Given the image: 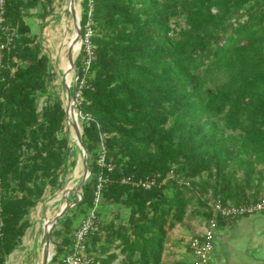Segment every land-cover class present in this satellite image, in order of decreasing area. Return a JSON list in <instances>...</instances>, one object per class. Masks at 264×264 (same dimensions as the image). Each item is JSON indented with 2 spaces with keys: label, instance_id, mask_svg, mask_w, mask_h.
Segmentation results:
<instances>
[{
  "label": "trees",
  "instance_id": "16d2710c",
  "mask_svg": "<svg viewBox=\"0 0 264 264\" xmlns=\"http://www.w3.org/2000/svg\"><path fill=\"white\" fill-rule=\"evenodd\" d=\"M53 3L0 2V264L47 185L59 188L74 164L63 99L49 89L50 59L29 20ZM80 4L70 92L89 175L51 231L47 264H65L92 208L86 250L102 264L119 254L118 264H166L167 234L188 210L213 215L208 193L234 204L264 195V0ZM114 205L128 210L125 224L101 219ZM238 217L217 215L216 227Z\"/></svg>",
  "mask_w": 264,
  "mask_h": 264
},
{
  "label": "rangeland",
  "instance_id": "374dc122",
  "mask_svg": "<svg viewBox=\"0 0 264 264\" xmlns=\"http://www.w3.org/2000/svg\"><path fill=\"white\" fill-rule=\"evenodd\" d=\"M81 0H54L53 7L45 19L31 20L32 30L38 32L42 38L44 51L50 59L51 70L54 74L53 80L49 89L58 94L62 99L64 106L68 112L66 119V130L70 135L71 150L69 151L68 161L74 160V164L69 163L61 176V185L59 188H51L47 185L43 197L39 200L36 207L31 211L30 217L33 224L28 230L29 240L21 242L7 258V264H41L44 259L43 249L45 248V229L44 223L46 220L53 219L60 211L61 207L66 203H72L75 195L80 194V182L85 175V161L80 147L77 145L76 132L72 125L73 116L69 115V110L73 109L75 115H79L76 109V100L71 96L67 97V88L74 86L76 81L75 68L69 70V79H66L64 66L67 60V44L75 28V17H80ZM72 5V10L70 9ZM32 12L35 9L31 10ZM80 43L82 40H79ZM80 49V47H79ZM79 49L75 52L74 58L77 56ZM199 212L188 210V214L183 223H178V230L169 235V240H175V248L177 249L173 256L166 252L164 257L166 262L175 264L182 260L190 262L193 256L188 253V240L193 235L196 228L203 225L204 218ZM115 218L116 224H125L127 222L128 210L120 205L107 207L105 214L101 219L109 220ZM62 217V216H61ZM60 217V218H61ZM60 218L54 222V227L57 228L60 223ZM171 230H169L170 232ZM168 232V233H169ZM24 243V244H23ZM166 248V247H165ZM48 249L50 254L54 253V244L50 240ZM112 250L118 251L116 247ZM123 259V255L119 254L118 258L111 264H118Z\"/></svg>",
  "mask_w": 264,
  "mask_h": 264
},
{
  "label": "built area",
  "instance_id": "2783aa9c",
  "mask_svg": "<svg viewBox=\"0 0 264 264\" xmlns=\"http://www.w3.org/2000/svg\"><path fill=\"white\" fill-rule=\"evenodd\" d=\"M0 47H3V44ZM99 162L104 164L102 155L99 158ZM106 165L111 168L110 164ZM137 183L142 184L144 187H149L154 183V180H139ZM207 197L213 215L204 220L202 230L193 234L188 240V248L193 256L192 264H213L210 253L214 247L217 215L235 217L264 211V195L259 196L255 200L237 204L224 202L220 197H213L210 193L207 194ZM97 199L96 197L95 200ZM95 222V208H92L73 231V245L64 257L65 264H102L99 257L89 254L86 250L88 234L94 228Z\"/></svg>",
  "mask_w": 264,
  "mask_h": 264
},
{
  "label": "crops",
  "instance_id": "0c3cea01",
  "mask_svg": "<svg viewBox=\"0 0 264 264\" xmlns=\"http://www.w3.org/2000/svg\"><path fill=\"white\" fill-rule=\"evenodd\" d=\"M30 220L32 225L33 221L31 217ZM31 225L23 236L22 242L24 243L29 240L30 235H28V230ZM178 225H175L167 234L166 248L163 253V262L166 264H172L165 261L166 252H169L170 256H173L177 250L175 248V240L168 241V238L169 235H173L178 230ZM202 228L203 225L196 228L193 234L200 232ZM210 257L213 264H264V211L240 216L221 227H217L214 247L210 253ZM180 262L183 261L180 260Z\"/></svg>",
  "mask_w": 264,
  "mask_h": 264
},
{
  "label": "water",
  "instance_id": "95a60500",
  "mask_svg": "<svg viewBox=\"0 0 264 264\" xmlns=\"http://www.w3.org/2000/svg\"><path fill=\"white\" fill-rule=\"evenodd\" d=\"M71 2L73 0H70ZM73 15L75 17V31H76V37H75V40L79 41L81 39V32H80V23H79V17L76 16V14L73 12ZM81 45V43H80ZM68 59H69V63H70V67L73 68L75 65H74V58H73V55L72 53L69 51L68 52ZM67 97L70 98L71 97V92H70V89L67 88ZM65 111H66V116L68 115V112L65 108ZM72 125L75 129V132H76V140H77V145L80 147L81 151H82V155H83V158H84V161H85V165H86V172H85V175L84 177L82 178L81 182H80V185L79 187H81L83 181L88 177L89 175V170H88V167H87V152H86V149L83 145V141H82V138H81V131H80V126H79V123H78V115H74L73 117V121H72ZM74 204V203H73ZM72 203H69V202H66L60 209V211L57 213V215L52 219V222H53V225H54V222L56 220H58L67 210L69 207H71L73 205ZM45 231V248H46V253L44 255V259L42 261V264H47L48 261L51 259L52 255L53 254H50L49 253V244H50V240H51V231L53 230V226Z\"/></svg>",
  "mask_w": 264,
  "mask_h": 264
},
{
  "label": "bare ground",
  "instance_id": "6f19581e",
  "mask_svg": "<svg viewBox=\"0 0 264 264\" xmlns=\"http://www.w3.org/2000/svg\"><path fill=\"white\" fill-rule=\"evenodd\" d=\"M70 7H71L70 9L72 10V5H70ZM75 37H76V31H75V28H74V30L71 33V36H70V38L68 40V44H67V53L70 51L72 53V55H73V58H74L75 52L80 47V41L75 40ZM70 69H71V67H70L69 59L67 58L65 66H64V71L66 72L65 76H66L67 80L69 79V70ZM69 115L74 117L75 111L73 109H70L69 110ZM52 225H53L52 219L46 220L45 223H44L45 231L49 230L52 227ZM45 253H46V248L43 249V254H45ZM49 253H50V250H49ZM41 264H42V262H41Z\"/></svg>",
  "mask_w": 264,
  "mask_h": 264
}]
</instances>
